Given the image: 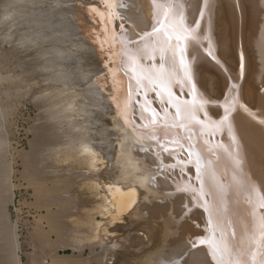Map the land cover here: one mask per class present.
<instances>
[{
	"label": "bare ground",
	"instance_id": "1",
	"mask_svg": "<svg viewBox=\"0 0 264 264\" xmlns=\"http://www.w3.org/2000/svg\"><path fill=\"white\" fill-rule=\"evenodd\" d=\"M243 1L123 0L120 29L109 11H97L113 30L124 72L116 75L123 82L100 89L67 65L73 52L60 44L73 25L57 16L60 0H10L5 22L25 27L19 43L55 55L41 67L52 71V118L66 127L53 160L88 194L97 196L102 185L108 193L84 219L65 225L75 237L106 245L102 264H127L133 247L142 264H264V92L257 89L264 85V16L253 43ZM111 111L123 120L115 125L128 129L114 149L105 121ZM62 197L54 201L64 212Z\"/></svg>",
	"mask_w": 264,
	"mask_h": 264
},
{
	"label": "rangeland",
	"instance_id": "2",
	"mask_svg": "<svg viewBox=\"0 0 264 264\" xmlns=\"http://www.w3.org/2000/svg\"><path fill=\"white\" fill-rule=\"evenodd\" d=\"M223 1L226 2V0ZM121 3L123 0H60L56 7L58 9L57 16L68 15L73 25L69 33L71 35L66 38L69 41L60 44L61 49H72V57L75 56L76 60L71 58L67 61V63L69 62L68 67L74 69L77 76L82 79H87V77L89 81L96 79L100 89L104 88L106 84L116 86V83L123 82V79L119 80L118 78L121 77L120 72H124L120 67L121 62L118 60L119 51L116 44L112 42L111 33L113 34V30L110 27H104L105 23L99 19L101 15L99 12L103 14L107 10L112 17H115L117 29H120L122 22L118 17L117 10ZM243 4L246 9L245 19H248V21L246 19L248 23L246 24L249 25L246 27L247 35H250L249 37L254 43L260 33L264 16L262 0H244ZM10 7V0H0V264H15L17 259L20 264H102L101 257L106 253V245L100 243L93 245L86 240L84 235L75 237L68 233L65 225L70 220L76 221L78 217L84 219L86 211L92 203L107 197L108 193L102 185L97 196L88 194L87 189L80 186L82 185L80 180L69 177L68 173L62 171L53 160L52 156L56 152L54 150L63 146L67 138L63 132H58L59 129H66V127L58 126L55 119L52 118L54 117V107L48 98L53 92L50 90V86L54 83L51 81L52 78L47 79L51 70L45 69V67V70L42 69L43 60L52 57V54L44 57L37 49L34 50L29 46L30 49H28L25 44H20V36L24 33L25 27L10 28L11 25L5 22ZM249 22L253 24L251 25ZM234 25L232 28H235L234 32H236L238 23L235 22ZM123 31L125 30L123 29ZM252 36L256 38L253 39ZM237 40H239L238 37ZM81 41H83L82 44ZM252 42L247 43V53L250 56L249 60L255 65L256 61L258 64L256 59L258 54L257 48ZM76 53L77 55H75ZM80 64H82L81 67ZM36 80L38 81L36 82ZM89 81L86 82L89 83ZM86 82L80 85L86 86ZM262 85L257 82L260 94L264 92V85ZM100 93L106 95L107 92L98 91V94L102 95ZM122 98L121 94L118 95L120 103ZM99 102L102 108L106 107L105 102ZM111 103L107 105L113 108L114 112L115 104ZM113 112L105 118V121L109 123L107 133L108 139L112 142V149L116 148L118 142H121L120 136H127L128 130L123 125H115L116 122L122 123L123 120L121 115L116 116ZM122 127L125 130H122ZM130 137L132 138V136ZM117 163L116 160H113V164ZM135 175L141 176V173L136 172ZM169 176L172 177L171 174ZM63 186L64 188H62ZM59 194L60 198L57 197ZM61 197H66L63 199L66 209L71 211L67 209L63 212L60 210V206L55 205L59 203L58 198L61 199ZM143 197H147V194L143 193ZM54 200L57 202L55 203ZM68 203L72 204L69 205L72 207L71 209ZM168 211L166 214H170V211L172 213L171 209ZM140 214L144 218L148 217L146 211ZM163 215L162 212L159 217L163 218L161 217ZM95 218L97 222L102 220L100 215H96ZM168 221V219L164 221L152 220V223L162 222L161 224H163ZM191 223L195 224V222ZM140 226L136 229L141 228ZM180 227L177 228V232L181 234ZM173 237L175 236L170 238ZM191 241H188V244ZM153 247V244H149L150 250ZM137 250V247L131 249L132 254L128 256L130 262L127 264H142L141 253Z\"/></svg>",
	"mask_w": 264,
	"mask_h": 264
},
{
	"label": "snow or ice",
	"instance_id": "3",
	"mask_svg": "<svg viewBox=\"0 0 264 264\" xmlns=\"http://www.w3.org/2000/svg\"><path fill=\"white\" fill-rule=\"evenodd\" d=\"M183 52H184V49H181V54H182V56H183ZM262 206H264V205H262Z\"/></svg>",
	"mask_w": 264,
	"mask_h": 264
}]
</instances>
